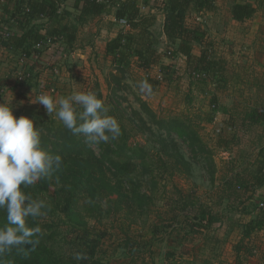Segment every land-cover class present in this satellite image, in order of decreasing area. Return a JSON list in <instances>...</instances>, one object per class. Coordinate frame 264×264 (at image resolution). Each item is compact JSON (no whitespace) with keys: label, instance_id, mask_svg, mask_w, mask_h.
Returning <instances> with one entry per match:
<instances>
[{"label":"rangeland","instance_id":"1","mask_svg":"<svg viewBox=\"0 0 264 264\" xmlns=\"http://www.w3.org/2000/svg\"><path fill=\"white\" fill-rule=\"evenodd\" d=\"M217 3L221 10L218 15L214 13L203 16L201 13L194 12L188 17V22L203 24L209 29L216 44L210 46L207 50L208 54H211L210 57L216 56L219 59L225 53L230 55L232 63L229 71L231 72L236 70L237 50L230 46L227 50L226 43L221 44V38H224L225 27L234 26L227 24L223 7H228L230 4L232 7L234 2L219 0ZM159 26L158 24L154 26L155 32H159ZM105 39L108 40V37ZM158 39V49L161 50L159 64L146 71L138 67L135 58L133 67L127 70L122 79V89H113L117 83L110 74L114 72L115 67L110 56L101 55L105 48V43L101 39L97 41V49L87 54L93 59L77 56L78 50H72L75 52V57L64 58L61 55L65 52L60 47H56L57 49L42 55L41 59L29 60L31 69L33 65L35 72L32 84L23 86L16 80L9 79L6 83L0 79V100H8L13 96L11 103L13 114L17 118L24 115L36 122L51 118L55 126H63L55 113L50 116L42 104L31 102L40 95L41 85L40 87L37 85L39 81L45 88L46 85L54 86L56 92L59 91V96H55V92L51 93L49 90L45 93L53 98H59L70 95L73 90L94 91L98 95L96 84H100L101 79L104 84L103 100L110 110L116 106L115 101L119 100L121 107L127 111L126 116H135V111L140 110L139 99L142 98L155 110L159 118L177 117L187 123H194L206 148L203 154H195L188 142L176 136L180 150L192 164L190 174L164 171L157 156L153 155L154 174H145L141 171L135 175L140 179L143 191L152 194L154 199L147 213L138 218V223L131 224L123 216L113 212L104 216L102 222L89 220L88 229L91 235H102L99 257L104 264H191V262L194 264H264V228L254 232L253 235L256 233L258 235H252V240V237L245 240L240 257L236 251V246L243 238L245 225L256 217V213L260 211L261 202H264V186L262 188L259 186L257 189L253 183L246 184L239 191L240 196L237 198L233 195L227 197L222 192L221 186L224 184L222 173L232 169L230 162L235 159V155L238 160L246 157V161H249L247 163H250L248 168L254 169V164L250 161L253 159V151L250 149L247 151L249 154H244L246 149L240 152L243 147L239 150L233 148L229 152L223 151L219 146L220 138L222 136L229 138L231 134L229 127L222 123L223 114L220 113L219 118L213 123L205 119L214 108L212 100L215 94L221 96L223 104L227 101L230 103L231 98H222L223 93L229 89L224 91L222 87H219L224 83L220 75L214 79L202 72H196L198 75L192 77L190 71L193 69V64H190L186 56L182 54L170 56V50L175 46L169 41L167 43L161 36H158ZM204 46L195 43L194 54L200 55L205 49ZM10 59V63L14 66V69H11L12 73L19 67V62L14 57ZM161 66L165 70L163 71L165 78L159 79L160 85L152 90L151 94L141 93L135 85L146 80L148 75L153 77L162 75ZM142 113L151 123L146 110ZM139 143L146 144L147 148L152 150L151 153L154 151L152 145L155 141L150 134L132 135L130 144ZM233 178L232 185L237 188L240 183L236 181L237 176ZM184 203H187V207H184ZM203 210L215 212L221 217L220 220L214 224H208L207 220L203 219H208L207 211L202 213ZM41 219L53 222L57 226V230H60L57 243L62 250L73 254L76 245L72 241L75 240V234L79 233L71 231L68 225L63 223L65 219L59 215V212L53 214L47 212V215ZM193 223L209 226L200 227V231H192L190 224ZM157 226H160L159 233L154 235L152 230ZM128 238L137 242L133 245L136 248L134 253L131 252L130 246L126 245Z\"/></svg>","mask_w":264,"mask_h":264},{"label":"trees","instance_id":"2","mask_svg":"<svg viewBox=\"0 0 264 264\" xmlns=\"http://www.w3.org/2000/svg\"><path fill=\"white\" fill-rule=\"evenodd\" d=\"M64 1L28 0L15 3L14 19L19 23L22 33L14 34L11 31L7 38L2 35L0 47L12 52L16 57L26 54L27 58L35 60L40 58L39 56L47 49L46 45L49 39L55 43L65 36L68 43L72 44L76 39L77 30L75 24L62 25L64 15L59 12V4ZM153 1L165 14L163 28L159 32H155L153 29L157 21L156 16L145 15L141 12V5L148 4V0L75 1L76 6L81 10L78 22L86 20L90 15H102L109 6L116 7L115 15L119 22L122 18H126L129 22V27H123L116 37L107 42L105 48V55L112 58L113 65L117 70L110 74L114 82L117 83L113 89H122V79L127 70L133 67L135 58L138 67L146 71L159 64L161 52L158 49V36L162 35H166L169 43L175 46L170 50V56L182 54L186 56L190 64H193V69L190 71L192 77H195L196 72H202L206 76L218 78L223 68V62L210 58L205 46L200 55L194 54L195 43L205 45L206 29L200 24L188 22V17L194 12L201 13L216 9L217 0ZM232 1L234 2L231 7L234 19L245 21L253 16L255 8L251 3L245 0ZM64 13L67 14L65 10ZM42 17H48L53 26L45 34L41 32L40 25L36 23V20ZM0 32L2 34V29ZM28 69L32 78L24 81L16 80L12 74L20 85L32 84L35 78L33 65L31 69L29 64ZM163 71L165 70L161 66L160 72L163 73ZM161 76L165 78L164 73ZM159 79L158 76L148 75L146 81L154 90L160 85L161 80ZM37 85L39 87L41 85V90L45 91L51 88L49 85H46L45 88L40 81ZM96 86L98 97L103 100L104 95L100 84L97 83ZM115 102L116 106L110 110V114L119 121L121 135L108 143L101 142L98 145L89 146L82 134L73 135L64 126H55L51 118L44 119L43 122L33 120L35 126L40 130L42 143L51 153L62 156L63 165L51 177L41 179L26 191L33 197L44 199L50 206L48 213L59 212V215L65 219L63 223L68 225L71 231L79 233L75 234V240L72 241L76 245L74 253H86L88 258L77 261L74 259V253L68 254L62 250L57 243L60 230H57V226L53 222L43 221L39 218L35 223L41 228V235L38 237L40 242L35 249L33 250L31 246H25L20 250L13 248L11 252L0 257V264H104L99 257L102 235H91L92 233L88 229L89 220L94 219L102 222L104 216L113 212L123 216L131 224L138 223V218L147 213V209L154 199L152 194L143 191L142 183L135 175L141 171L145 174H154L153 155L157 156L164 171L190 174L192 164L180 150L176 136L188 142L195 154H203L206 151L194 123H187L177 117L159 118L155 110L142 98L139 99L140 110L135 111L137 116H126L127 111L121 107V102L119 100ZM212 103L214 108L205 118L209 123L214 121L218 108L216 97L213 98ZM143 110H146L150 116L151 123L143 116ZM261 115L259 117L254 115V117L257 121H261L262 118L264 119V114ZM145 133L154 138L152 153L146 144H130L132 135ZM222 145L226 146L227 144L221 142L219 146ZM256 173L253 176L254 185L261 186L264 184V164L263 167L256 169ZM236 181L240 183L237 186L239 190L232 185V182L228 183L226 188L228 192H225L227 197L233 195L237 198L240 196L239 191L249 183L239 177ZM184 204V207H187V203ZM206 211L203 210L202 213H206ZM256 214V217L245 225L243 238L236 246L238 256L245 240L251 238L254 232L264 228V208L260 207V211ZM206 215H208V219H203H206L208 224H214L221 218L212 211H207ZM5 222V216L0 211V226ZM29 223L32 225L31 221ZM131 224L129 223V225ZM190 226L192 231H200V227L209 225L193 223ZM158 227L160 226L153 228L154 235L159 233ZM134 243L137 242L132 241L131 238L126 240V245L130 246L132 253L136 251V248L133 247Z\"/></svg>","mask_w":264,"mask_h":264},{"label":"crops","instance_id":"3","mask_svg":"<svg viewBox=\"0 0 264 264\" xmlns=\"http://www.w3.org/2000/svg\"><path fill=\"white\" fill-rule=\"evenodd\" d=\"M21 1L28 0H0V31L7 26L14 34L22 33L19 23L14 19V12L16 11L15 3ZM75 1L76 0H65L61 2L59 4V12L64 15L62 19L63 26L66 24H75L77 30L76 39L72 44H69L67 38L63 36L59 41L55 42L52 47H47L42 55L57 49L56 47H60V49L65 52L64 54L61 53V56L64 58L75 57V52L73 51L78 50L79 54H77V56H81L83 59H93L92 56L87 54L89 51L92 52L94 49H97V41L102 39L106 48L107 42L116 37L119 31L124 27L116 19V7L114 6H109L107 11L102 15H90L87 16L86 20L78 22L77 20L81 16V10L78 9ZM148 1V4L141 5V12L145 15L156 16V25H160L159 31H162L165 14L155 5L156 3L153 0ZM245 1L251 3L255 8L253 16L245 21H238L233 18L232 8L230 7L231 4L228 7H223L227 24L230 23L234 26L224 28V38H221V44L226 43L227 50L229 46L237 50V60L235 62L236 70L229 71V66H231L232 63L230 58L232 59V57L228 54L225 53V57L222 56L220 59L216 58V56L210 57L219 59L223 62L220 76L224 83L219 87H222L224 91L229 89L223 93L222 98H231L230 103L227 101V103L225 102L226 104H223L224 101L221 99V96L218 94L214 95V98H217L218 108L215 112V119L213 122H216L217 118H219L218 115L222 113V123H224L226 127H229L231 133L229 138L224 136L220 138L222 144H227L226 146L222 145L221 149L225 152H229L233 148L239 150L240 147H243L240 152H244L243 150L246 149V153L244 152V154H249L247 151L250 149L253 151V159L250 161L253 162L254 169L248 168L250 163H247L249 161H246V157L238 160L235 155V159L230 162L232 169L222 173L224 184H221V186L223 187L222 192L224 193L228 192L226 189L228 187L227 185L228 183L234 182L233 177L236 178V176L237 178H243L249 181V183L254 184L253 176L257 174L256 169L263 167L264 164V119L262 118L261 121H257L254 117V115L259 117L262 116L261 114H264V0ZM218 7L217 5V8L212 11L201 12V15L207 16L214 13L218 15L221 11ZM64 10L67 14L64 13ZM196 15L198 14L196 13ZM36 23L40 25V30L43 34L53 27L48 17L39 18L36 20ZM202 26L207 31L205 47L209 50L211 45L216 44V41L212 37L209 29L203 24ZM0 35L1 38V32ZM107 37L108 40L105 39ZM161 38L165 39L168 43L166 35H162ZM0 48V79L7 83L9 79L15 80L11 73V69H14V66L13 63H10V58L15 55L3 49V47ZM105 48L104 52H101L102 56H106ZM81 50L83 51L80 52ZM159 51L161 52V50ZM42 55L39 56L40 59ZM209 56H211V54ZM113 71L116 72V69ZM100 82L102 91H104V84L101 79ZM63 85L65 86L66 84ZM51 88L56 90L55 87ZM54 92L56 94L55 96H59V91ZM254 186L257 189L259 187L258 185ZM263 186L264 184L261 185L260 188ZM254 235L257 236L258 233Z\"/></svg>","mask_w":264,"mask_h":264},{"label":"clouds","instance_id":"4","mask_svg":"<svg viewBox=\"0 0 264 264\" xmlns=\"http://www.w3.org/2000/svg\"><path fill=\"white\" fill-rule=\"evenodd\" d=\"M135 87L151 94L152 86L146 80ZM12 99L0 100V211L6 221L0 226V257L13 248L31 246L34 250L39 244L41 228L35 222L47 215L50 206L26 189L51 177L63 165L62 156L51 153L42 143L33 119L13 114ZM31 102L42 104L50 116L55 113L65 128L73 135L82 134L89 146L121 135L119 121L94 91L73 90L59 98L42 93ZM87 258L86 253H74L77 261Z\"/></svg>","mask_w":264,"mask_h":264},{"label":"built area","instance_id":"5","mask_svg":"<svg viewBox=\"0 0 264 264\" xmlns=\"http://www.w3.org/2000/svg\"><path fill=\"white\" fill-rule=\"evenodd\" d=\"M120 23L125 27V28H128L129 27V22H128V20L126 19V18H122V19H120ZM11 29L9 28V27H5L4 29H2V35H3V37L4 38H7V37H9V35L11 34ZM54 43H52V40L51 39H49L48 40V43H47V47L48 48H50V47H52V45H53ZM38 47H39V45H37ZM26 54H24V55H22V56H14V58H16L17 59V61L19 62V67H18V69L17 70H15L14 72H12V74L15 76V78H16V80H20V81H24V80H26V79H30V78H32V74H31V72L29 71V58H27L26 56H25ZM56 71H58L57 69H56ZM198 74L197 73H195V75L194 76H197ZM160 79H163L162 78V76L161 75H159L158 76ZM49 91H51V92H54V91H56L54 88H50L49 89ZM46 91H44V90H41L40 91V94H42V93H45ZM261 207H263L264 208V202H261Z\"/></svg>","mask_w":264,"mask_h":264}]
</instances>
